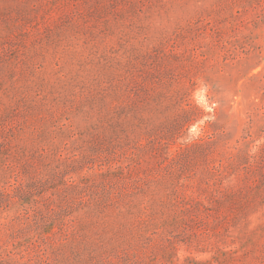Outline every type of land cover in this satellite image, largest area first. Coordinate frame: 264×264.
I'll use <instances>...</instances> for the list:
<instances>
[{"label":"rangeland","instance_id":"374dc122","mask_svg":"<svg viewBox=\"0 0 264 264\" xmlns=\"http://www.w3.org/2000/svg\"><path fill=\"white\" fill-rule=\"evenodd\" d=\"M0 264H264V0H0Z\"/></svg>","mask_w":264,"mask_h":264}]
</instances>
